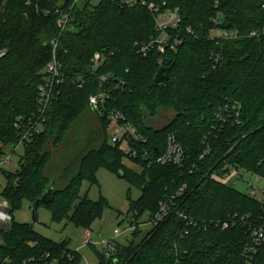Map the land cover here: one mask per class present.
<instances>
[{
	"label": "trees",
	"instance_id": "1",
	"mask_svg": "<svg viewBox=\"0 0 264 264\" xmlns=\"http://www.w3.org/2000/svg\"><path fill=\"white\" fill-rule=\"evenodd\" d=\"M148 1L180 9L182 22L171 32L183 39L176 50L162 53L154 48L147 56L140 55L139 46L158 34L154 17L145 8L122 7L119 0H100L95 6L87 0L73 9V0H0V144L11 148L10 153L16 152L20 141L17 120L26 122L38 111V86L52 59L51 41L60 34L58 20L64 13L71 19L57 48L65 74L61 96L44 130L23 145L19 168L3 171L6 185L1 196L9 204L12 223L0 228V264L81 263V254L69 249L67 241L48 239L32 225L17 223L13 214L24 200L33 205L46 192L51 182L44 175L51 160L47 146L60 145L73 123L91 109L89 97L101 90V76L108 77L107 89L120 83L109 107L123 113L148 140L145 146L151 156L163 153L168 136L176 133L189 157L187 167L149 165L141 157L137 162L143 166L142 173L126 168L124 152L109 143V126L98 116L100 147L83 154L76 175L62 189L55 187L49 201H40L38 207L51 208L54 221L69 219L89 229L107 204L104 199L80 198V186L84 180L97 183V172L107 168L118 175L122 172L141 192L136 200L130 198L128 214L133 221L144 214L150 220L183 186L186 189L178 202L184 201L182 209L196 220L224 221L238 214L258 224L264 221L260 201L212 177L232 167L264 179V38L220 43L209 39L211 19L219 14L227 16L242 34L261 28L264 11L259 1L219 0L217 7V0ZM97 52L104 54L105 62L93 71ZM213 54L221 57L216 67ZM161 68H169V79L156 82ZM234 102L242 106V123L229 120L215 134L216 115ZM160 108L176 116L163 129L153 130L144 120L147 113L155 115ZM204 140L211 142L212 151L201 160ZM141 235V229L131 234L127 243L118 245L114 257L97 252L98 264H247L244 251L251 242L250 232L241 225L225 230L191 228L185 235L184 222L178 217ZM252 264H264V245Z\"/></svg>",
	"mask_w": 264,
	"mask_h": 264
},
{
	"label": "built area",
	"instance_id": "2",
	"mask_svg": "<svg viewBox=\"0 0 264 264\" xmlns=\"http://www.w3.org/2000/svg\"><path fill=\"white\" fill-rule=\"evenodd\" d=\"M80 0H73L72 9L79 5ZM260 8L264 11V0H258ZM119 4L122 7L127 8H145L154 17L155 28L157 36L151 38L148 42L143 43L139 46L138 53L142 56H147L154 48H158L160 52L165 50H176L178 46L183 43V39L173 35L171 32L178 29L182 19L179 8H169L166 2L157 3L148 0H119ZM219 4V0L216 1V7ZM224 15L219 14L218 16L211 19V30L209 33V39L213 42L220 43L223 41H233L242 38H264V25L259 29H254L247 34H242L241 31L233 27L232 22L230 28H223L221 25V18ZM70 14L64 13L58 20V27L60 34L58 38L51 41L53 47L52 59L47 63L42 81L38 86V111L37 113L29 118L26 122L22 119H18L15 127L19 131V143L14 149L15 151L21 145L30 143L37 133L44 130L45 123L48 120L49 112L52 110L54 104L58 101L61 96L60 86L64 82V71L61 61L57 55V48L59 45L60 37L64 32L70 28ZM3 53L0 55V57ZM220 55L213 54L212 60L214 67L220 62ZM105 62L104 54L97 52L92 59V70L95 71L100 68ZM101 90L98 94L91 95L89 97V105L96 114L103 118L109 127H112L111 142L112 146H118L120 150L124 152V160L131 162L133 165L143 169L137 160L144 158L147 163L150 164H161V165H175L180 169H185L188 164V154L184 149L182 141L178 138L176 133H172L167 138V146L163 153L156 157H152L149 150L146 148L147 139L127 120L126 116L115 108H110L109 103L112 101L113 90H120V83L115 84L113 89H107L105 85L108 83L107 76H101ZM84 82L79 83L78 86L82 87ZM241 104L234 102L229 103L223 108L215 117V125L213 131L220 132L224 130L225 125L229 120H234L236 124L242 123L240 117ZM204 150L200 155L202 160L205 156L209 155L212 151V145L209 140H204ZM235 147V146H234ZM13 152L6 156L0 161V166L10 165L11 155ZM127 165V164H126ZM128 166V165H127ZM243 171L242 169H238ZM193 170L190 171L192 173ZM240 174V173H239ZM238 174V175H239ZM258 179H261L257 176ZM186 186L180 188L179 191L172 193L169 198L162 205L161 209L154 217L145 223H139L136 221L128 222L124 228L119 229L117 236L125 233L133 234L142 226H148L150 228L159 226L162 222L172 217H178L184 222V234L187 235L191 228H201L204 231L210 227L221 228L223 230L230 228L234 225H241L251 234V242L245 247L244 257L246 258L247 264H252L254 256L257 254L260 246L264 245V221L261 224L256 223L250 219V216H239L238 214L229 216L224 221L222 220H196L186 214L182 209V204L178 202L180 197L183 195ZM264 199V192H263ZM264 206V200L262 201ZM0 228H7L12 223V215L10 213V207L7 201L0 202ZM117 239L112 241L103 240L100 243H104L108 251L111 253L115 250V243ZM94 240L91 238V233H87L85 237V244L92 245Z\"/></svg>",
	"mask_w": 264,
	"mask_h": 264
},
{
	"label": "rangeland",
	"instance_id": "3",
	"mask_svg": "<svg viewBox=\"0 0 264 264\" xmlns=\"http://www.w3.org/2000/svg\"><path fill=\"white\" fill-rule=\"evenodd\" d=\"M86 1L80 0L78 6L82 7ZM90 1L92 6L100 2V0ZM175 116L176 114L172 110L160 108L155 115L150 116L147 113L144 123L153 130H161ZM107 135L109 143L112 144L110 139L112 127L108 128ZM101 139V123L98 115L92 109H86L73 123L60 145L55 147L51 143L48 144L47 149L51 152V160L45 167L44 175L48 180H56L55 187L62 189L76 175L79 158L88 151L98 149L102 142ZM10 149L0 144V161L9 156ZM23 154L24 146L21 145L11 155L12 163L0 166V202L5 201L1 196V192L6 185L3 171L15 172L19 168ZM127 165L126 168L142 173V168L133 165L131 162H127ZM212 177L243 194L257 199L261 203L264 200V179H258L256 175H252L245 170L241 171L231 167L228 172L222 174L215 172ZM97 181V183L92 184L84 180L80 186V198L87 197L93 202H99L104 199L107 204L102 216L93 220L89 229L78 226L69 219L54 221L52 209L45 205L38 207L36 220H34L32 203L29 200H24L20 208L14 212V219L17 223L32 225L35 232L57 243L67 241L69 249L78 251L81 254L82 261L80 264H98L97 252L107 258L114 257L118 245L127 243L128 239L131 238V233L117 236V232L133 220L132 214H128L130 198L136 200L141 192L135 186H132L127 178H123L107 168L99 169ZM147 221H149V215L144 214L139 218L138 222L145 223ZM149 229L150 227L148 226H142L140 238L146 235ZM87 233H91V238L94 240L92 245L84 243ZM96 235L102 236L105 241H112L116 238L114 252L110 253L104 243L96 242Z\"/></svg>",
	"mask_w": 264,
	"mask_h": 264
},
{
	"label": "water",
	"instance_id": "4",
	"mask_svg": "<svg viewBox=\"0 0 264 264\" xmlns=\"http://www.w3.org/2000/svg\"><path fill=\"white\" fill-rule=\"evenodd\" d=\"M221 25L223 28H230L231 27V23L228 21V17L227 16H223L221 18ZM169 68H161L158 73L156 74V78L155 81L156 82H160L163 79L168 80L169 79ZM123 173L120 172L119 176L123 177ZM55 184H56V180H51L50 185L48 186L46 192L44 193V195L41 197L40 200L36 201L35 203H33L32 205V212H33V219L36 220V215H37V209H38V203L40 201L42 202H48L50 199V195L52 194V192L55 189ZM95 241L100 243L103 241V237L96 235L95 236Z\"/></svg>",
	"mask_w": 264,
	"mask_h": 264
},
{
	"label": "crops",
	"instance_id": "5",
	"mask_svg": "<svg viewBox=\"0 0 264 264\" xmlns=\"http://www.w3.org/2000/svg\"><path fill=\"white\" fill-rule=\"evenodd\" d=\"M124 164L126 165V164H127V162H125V161H124ZM131 168H132V167H131Z\"/></svg>",
	"mask_w": 264,
	"mask_h": 264
},
{
	"label": "clouds",
	"instance_id": "6",
	"mask_svg": "<svg viewBox=\"0 0 264 264\" xmlns=\"http://www.w3.org/2000/svg\"><path fill=\"white\" fill-rule=\"evenodd\" d=\"M0 218H3V217H0Z\"/></svg>",
	"mask_w": 264,
	"mask_h": 264
}]
</instances>
